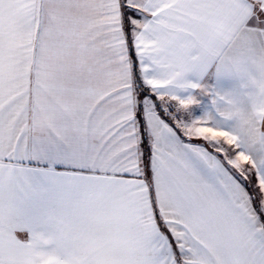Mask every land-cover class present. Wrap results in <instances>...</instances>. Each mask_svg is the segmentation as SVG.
<instances>
[{
    "label": "snow or ice",
    "instance_id": "snow-or-ice-1",
    "mask_svg": "<svg viewBox=\"0 0 264 264\" xmlns=\"http://www.w3.org/2000/svg\"><path fill=\"white\" fill-rule=\"evenodd\" d=\"M0 264H264V0H0Z\"/></svg>",
    "mask_w": 264,
    "mask_h": 264
}]
</instances>
